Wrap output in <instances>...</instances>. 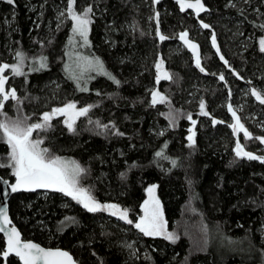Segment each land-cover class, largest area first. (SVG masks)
<instances>
[{"label":"trees","instance_id":"trees-1","mask_svg":"<svg viewBox=\"0 0 264 264\" xmlns=\"http://www.w3.org/2000/svg\"><path fill=\"white\" fill-rule=\"evenodd\" d=\"M202 1L208 10L197 16L180 11L176 0H160L157 7L153 0H76L78 12L91 5L93 22L88 46L81 43L75 51L83 47L86 58L98 57L120 81L117 86L96 71L72 68V22L57 20L60 12L67 15L68 0H15L14 5L0 0V64L16 63L15 53L21 51L27 74L12 76L9 86L18 91L21 103L6 102L4 112L33 123L70 101L78 108L95 105L77 122L75 133L55 119L52 128L33 138L43 139L41 148L51 155L87 169L80 185L98 202L127 209L133 220L129 225L107 212L90 213L53 190L22 193L12 197L10 215L25 239L66 249L78 264H264V163L235 155L227 123L228 103L241 106L239 115L253 135L251 140L242 135L241 142L263 155L255 137H264V104L252 90L264 98V53L259 51L264 0ZM156 12L169 37L164 42L156 35ZM184 31L199 43L209 75L195 67L177 40ZM213 34L219 53L212 46ZM41 56L47 57V68L32 71ZM160 57L172 75L159 84L170 104L153 107L150 90L156 87ZM81 72L86 92L69 78ZM201 101L209 116L200 115ZM170 110L174 124L167 118ZM188 114L196 121L194 128ZM89 119L115 129L97 134L102 130ZM213 119L224 123L213 125ZM190 128L195 132L191 147ZM116 130L124 135H114ZM161 151L167 159L156 156ZM8 152L0 142V162L7 161ZM0 176L15 178L9 168H0ZM151 185L158 186L168 232L178 237L175 243L144 236L134 227ZM4 250L0 235V264H21L15 257L5 260Z\"/></svg>","mask_w":264,"mask_h":264},{"label":"snow or ice","instance_id":"snow-or-ice-1","mask_svg":"<svg viewBox=\"0 0 264 264\" xmlns=\"http://www.w3.org/2000/svg\"><path fill=\"white\" fill-rule=\"evenodd\" d=\"M9 5H14L15 0H6ZM160 0H153V4H159ZM179 5L180 11H185L186 9H194L196 14L199 15L200 12L207 11V8L201 2V0H176ZM76 0H68L67 2V15L65 12H60L57 15V20L59 21L61 17L65 19H70L72 22L71 32L72 37L69 38L70 44L73 43L75 37H79L83 42V45H88V34L90 31V25L92 24L91 16L93 14V9L91 5L84 8L83 11L78 12L75 7ZM234 6V5H233ZM159 12L155 13L152 19L157 22L156 35L161 41L169 39V37L160 33L159 30ZM59 24L57 28H59ZM201 26L205 29L210 26L206 23H201ZM261 30H264V24L259 25ZM179 39L184 42V44L191 49L194 57L196 67L204 72L205 69L201 67V60L198 51V45L193 43L188 39V32L184 31L179 33ZM212 46L216 48L217 53H219V47L217 46L215 34L211 38ZM259 51L264 53V39L259 40ZM16 63L9 65L7 63L0 64V142H3L8 146L9 152L6 162H0V168L11 169V174L15 177V183L11 184V191L18 192L24 191H34L36 189H51L56 192L62 193L66 197H71L72 200L76 201L78 204L82 205L90 213L97 212H109L112 216L118 217L120 220L125 221L127 224L132 225L133 220L129 219V213L127 209H122L118 204H102L96 200V198L91 194L90 189H86L80 185V180L84 174H86L87 169L82 167L76 161H67L59 156L51 155L48 148H41L43 139L37 138L33 139L34 132L48 131L52 128V120L57 116L65 117L63 123L67 127L68 132H76V121L80 117H87L90 110L95 107V105H88L85 107L77 108L75 102H67L63 107L53 108L50 112H44L40 117V120L35 123H27L29 117L17 118L15 120L9 118L4 112L5 103L8 100L15 101L17 105L21 103L20 98L17 96V92L14 88L5 90V85L8 82V77L4 73L8 70L11 71L13 76H25L27 75L23 71L24 61L26 56L23 52L17 51L15 53ZM86 61L88 69L96 70L98 74L106 76L115 85L119 86L120 81L116 79L111 73L104 69L103 62L98 58H86L80 57ZM221 60L224 59L223 56L220 57ZM227 64V61H224ZM39 66L32 68V71H41L47 68V57L41 56L38 61ZM67 68V66H66ZM156 68V83L159 84L161 80H171L172 75L164 70V61L161 59L155 64ZM69 78L75 80L76 88L81 92L88 91L87 87H82L80 80L83 79V72L79 76L71 75ZM220 80H224L223 74L219 76ZM151 101L150 105L155 107L157 104L169 103L167 97L161 94L157 90H150ZM99 95V93H97ZM252 95L264 104V98L261 94L253 89ZM200 115L209 116L210 114L205 110V103L200 102ZM228 111L232 114L235 123L230 124L229 127L232 128L233 133L243 132L244 139H252L251 133L244 127L240 122V118L236 115L231 105H228ZM162 115H164L162 113ZM167 118L171 123H175L176 115L170 110L167 114ZM187 119L191 121L193 128L196 125V121L192 119L191 114H188ZM88 123H94L97 129H101V132L97 134H103L107 130L115 129L114 124H102L100 121H92L89 119ZM219 123H224V121H219L216 119L212 120V124L216 125ZM193 128L189 129L190 135L187 137L190 142L189 146H194L195 144V132ZM114 135L122 136L124 135L119 130H116ZM163 135V132L159 133ZM259 140L261 144H264V137H255ZM166 147V146H165ZM235 155L240 158H247L248 160H259L264 163V156H257L249 151H245L244 146L239 142L235 145ZM157 157L167 159L164 153L157 152ZM172 165H176V161H171ZM5 183H7L5 181ZM155 185L147 188L148 199L144 201L142 205L143 216L139 218V221L134 224V227L139 230L144 236L150 237H163L173 243L176 242V237L173 233L168 232L167 222L164 218L162 206L160 200L155 195L156 191ZM75 222L74 218H66ZM63 223V222H62ZM11 224L5 209L0 208V232H5L7 235V250L3 251V256L7 257L9 253H15L17 257L23 262V264H76L73 257L66 251L62 250H51L44 249L38 244L26 242L22 243L20 239V233L13 226L8 228L7 226ZM131 247V245H128Z\"/></svg>","mask_w":264,"mask_h":264},{"label":"water","instance_id":"water-1","mask_svg":"<svg viewBox=\"0 0 264 264\" xmlns=\"http://www.w3.org/2000/svg\"><path fill=\"white\" fill-rule=\"evenodd\" d=\"M157 5H158V4H155V7H157ZM155 22H156V20H155ZM156 26H157V22H156ZM159 30H160V33L163 34V33H162V30H161V27H160V16H159ZM163 35H164V34H163ZM158 38H159V37H158ZM188 39H189L190 41H192L193 43H195V44H197V45L199 46V47H198V51H199L200 60H201V48H200L199 43H198L196 40L192 39L189 33H188ZM159 40H160V39H159ZM166 40H167V39H166ZM166 40H164V41H166ZM177 40L179 41V43H180L181 45H183V47L187 50V52L192 56V59H193V61H194V65H195V67H196V64H195V57H194V55H193L191 49H189V48L184 44V42L181 41V40L179 39V36H178ZM160 41H161V40H160ZM164 41H161V42H164ZM201 67H203L202 62H201ZM196 68H197V67H196ZM203 68H204V67H203ZM197 69L200 71L199 68H197ZM204 69H205V68H204ZM200 72H201V71H200ZM201 73H202L203 75H205V76L209 75L208 72L206 71V69H205L204 72H201ZM221 81H222V82H225V78H224V80H221ZM228 105H231V106H232L233 110L236 112V115L240 118V122L242 123V121H241V116H240L239 113L234 109V106L232 105V103L229 102ZM227 108H228V106H227ZM228 114H229V116H230L231 124L235 123V121H234V119H233V117H232V114H231L229 111H228ZM230 129H231L232 134H233V137H234V139H235V145H236V142H237L238 140H239V142L242 144V142H241V136H242V133H243V132H236V133L234 134L232 128H230ZM242 145H243V144H242ZM243 146H244V145H243ZM244 149H245V151H249V150H247L245 147H244ZM249 152H251V151H249ZM251 153H253L254 155H257V156H263V155H260V154L254 153V152H251ZM244 159H247V158H244ZM247 160H248V159H247ZM254 161H259V160H254ZM5 181H6L7 183H5ZM14 183H15V178H14V180H9V179H5V178H3L2 176H0V208H3V209L6 210L7 215H8V218H9V220L11 221V224H9L7 227H8V228H11V227L14 226V227L17 229V231L20 233V239H21V242H22V243L31 242V243L38 244L39 246H41L42 248H44V249H46V250H47V249H51V250H57V249H59V250H62V251H66V252H68V253L73 257V260L76 262V264H78V262H77V260L75 259L74 255H73L70 251H68V250H66V249L59 248V247H56V248L45 247V246H43V245H41V244H39V243H37V242H35V241H33V240H29V239H25V238H24L22 232H21V231L19 230V228L14 224V221H13L11 215H10V201H11V199H12L13 196L18 195V194H22V193H25V194H31V193H35V192H39V191H46L47 189H39V188H38V189H36V190H34V191H24V190H21V191H18V192H12V191H11V187H10V185H11V184H14ZM2 226H3V225H0V227H2ZM0 235H2L3 238H4V242H5V250H4V251H6V250H7V235H6L5 232H0ZM10 257H15V258H17V259L20 261V263L23 264V262L19 259V257H17V256L15 255V253H9V255H8L7 257H4V256H3V258H4L5 260L9 259Z\"/></svg>","mask_w":264,"mask_h":264},{"label":"rangeland","instance_id":"rangeland-1","mask_svg":"<svg viewBox=\"0 0 264 264\" xmlns=\"http://www.w3.org/2000/svg\"><path fill=\"white\" fill-rule=\"evenodd\" d=\"M192 2H194V0H192ZM201 2L203 3V1L201 0ZM204 4V3H203ZM205 6V5H204ZM187 10H191V11H193L195 14H196V12H195V10L194 9H186L185 11H187ZM208 10V9H207ZM205 12V11H204ZM204 12H200L199 13V15H201L202 13H204ZM197 15V14H196ZM199 15H197V16H199ZM90 30H91V25H90ZM89 35H90V31H89V34H88V43H89ZM81 43L83 44V42L80 40V38L77 36V37H75V40L73 41V43H72V48L73 49H71L70 50V52H69V60H70V62L72 61V64L74 65V67H72L73 69H76V70H83V71H96V70H92V69H88V67H87V64H86V62H85V64H84V61L85 60H82V59H78V58H80V57H86V54H83V52H82V48L83 47H79L80 49H79V51H75L76 49H77V47L78 46H81ZM85 46V45H84ZM86 46H88V45H86ZM85 46V47H86ZM182 47H183V45H182ZM184 48V47H183ZM185 49V48H184ZM83 54V55H82ZM82 55V56H81ZM162 59V57H160V59L159 60H161ZM163 60V59H162ZM164 61V60H163ZM164 70L165 71H167L168 72V70H167V68H166V63H165V61H164ZM97 72V71H96ZM4 75L5 76H7L9 79H8V82H7V84L5 85V90L7 91V90H9V89H12L13 87H10L9 86V81L11 80V78H12V74H11V71L10 70H8V71H6L5 73H4ZM13 79H14V77H13ZM163 80H161L160 81V83L162 82ZM159 83V84H160ZM159 84H157L156 83V87L153 89V90H157V91H159L160 92V90H159ZM15 89V88H14ZM16 90V89H15ZM16 92H17V96L19 97V94H18V91L16 90ZM161 93V92H160ZM161 94H163V93H161ZM257 100V99H256ZM257 101H259V100H257ZM7 102H12V100L10 99V100H8ZM15 102V101H14ZM63 107V106H62ZM57 108V107H56ZM77 108H78V104H77ZM234 109L238 112V113H240V111L242 110V107L241 106H234ZM50 112V111H49ZM42 116V115H41ZM82 117H80L77 121H76V124H77V122L81 119ZM55 119H60L62 122L64 121V119H65V117H63V116H57V117H55L53 120H55ZM29 120V119H28ZM53 120H52V122H53ZM39 121V120H38ZM38 121H36V122H38ZM241 121H242V124L244 125V127L249 131V129L245 126V123L243 122V120H242V118H241ZM51 122V123H52ZM27 123H29V124H31L29 121L27 122ZM33 123H35V122H33ZM227 123H228V126L231 124V120L229 119V121H227ZM64 124V123H63ZM41 132H44V131H41ZM40 132V133H41ZM250 132V131H249ZM37 132H34L33 133V137H34V135L36 134ZM251 133V132H250ZM242 135H243V133H242ZM251 135H252V133H251ZM252 137H253V135H252ZM33 139H35V138H33ZM253 139V138H252ZM247 140H251V139H247ZM260 142V141H259ZM261 144V143H260ZM262 146L264 147V144H262ZM247 149V148H246ZM262 152V151H261ZM256 153V152H255ZM263 156H264V150H263ZM67 161H69V160H67ZM82 186V185H81ZM151 186H153V185H151ZM155 186H157V185H155ZM83 187V186H82ZM150 187V186H149ZM148 187V188H149ZM85 188V187H84ZM87 189V188H86ZM157 190H158V186L156 187V191H155V195L157 196V198L159 199V197H158V193H157ZM46 191H52L51 189H47ZM146 194H147V198H146V200L149 198L148 197V193H147V191H146ZM160 200V199H159ZM160 203H161V206H162V210H163V214H164V218H165V220H166V217H165V213H164V209H163V205H162V202H161V200H160ZM144 204V203H143ZM142 204V205H143ZM141 209H142V216H143V208H142V206H141ZM105 212H107V211H105ZM107 213H109V212H107ZM110 214V213H109ZM109 218H116L117 219V221H121V222H124V223H126L125 221H122V220H120L118 217H116V216H109ZM138 221H139V219H138ZM167 222V221H166ZM167 230H168V223H167ZM150 237V236H149ZM160 236H158V238H159Z\"/></svg>","mask_w":264,"mask_h":264}]
</instances>
